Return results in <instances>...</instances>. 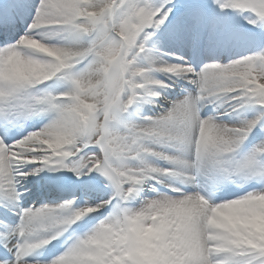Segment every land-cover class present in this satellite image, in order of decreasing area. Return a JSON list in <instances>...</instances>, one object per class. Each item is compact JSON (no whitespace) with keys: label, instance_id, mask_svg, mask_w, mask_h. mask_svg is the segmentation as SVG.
I'll return each mask as SVG.
<instances>
[{"label":"snow or ice","instance_id":"snow-or-ice-1","mask_svg":"<svg viewBox=\"0 0 264 264\" xmlns=\"http://www.w3.org/2000/svg\"><path fill=\"white\" fill-rule=\"evenodd\" d=\"M0 210V264H264V0H0Z\"/></svg>","mask_w":264,"mask_h":264}]
</instances>
